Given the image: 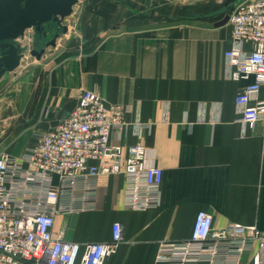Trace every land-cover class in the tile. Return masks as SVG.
Returning a JSON list of instances; mask_svg holds the SVG:
<instances>
[{"label": "crops", "instance_id": "0c3cea01", "mask_svg": "<svg viewBox=\"0 0 264 264\" xmlns=\"http://www.w3.org/2000/svg\"><path fill=\"white\" fill-rule=\"evenodd\" d=\"M241 1L85 0L77 33L60 38L55 62L9 82L0 96V152L22 156L83 90H93L129 108L121 142L144 144L163 170L158 208L125 209L124 177L113 175L101 180L95 209L57 216L55 234L82 245L106 242L120 222L123 241L104 264H161L159 243L188 239L200 210L215 227L264 232V121L243 132L235 100L245 81L228 77L225 58L230 14Z\"/></svg>", "mask_w": 264, "mask_h": 264}, {"label": "built area", "instance_id": "2783aa9c", "mask_svg": "<svg viewBox=\"0 0 264 264\" xmlns=\"http://www.w3.org/2000/svg\"><path fill=\"white\" fill-rule=\"evenodd\" d=\"M229 23L227 75L245 81L235 101L246 133L264 121V0L239 2ZM128 110L97 91L83 90L66 118L36 134L22 156L0 152V264H104L123 241L120 222L112 225L110 241L85 245L58 236L54 227L58 215L95 209L100 182L110 176L124 177L125 209L160 206L163 170L149 162L144 144L121 142ZM133 125L140 134L144 125L139 120ZM246 256L248 264H264V232L236 223L215 227L212 215L200 210L191 236L160 242L155 260L243 264Z\"/></svg>", "mask_w": 264, "mask_h": 264}, {"label": "water", "instance_id": "95a60500", "mask_svg": "<svg viewBox=\"0 0 264 264\" xmlns=\"http://www.w3.org/2000/svg\"><path fill=\"white\" fill-rule=\"evenodd\" d=\"M80 0H0V86L29 54L41 61L70 33ZM32 33L27 36V31Z\"/></svg>", "mask_w": 264, "mask_h": 264}, {"label": "rangeland", "instance_id": "374dc122", "mask_svg": "<svg viewBox=\"0 0 264 264\" xmlns=\"http://www.w3.org/2000/svg\"><path fill=\"white\" fill-rule=\"evenodd\" d=\"M171 2H172V0H171ZM84 3H85V0H80L79 4L76 5L74 8V14L71 18V26H70L71 34L68 35V38L71 35H72L71 37H73V35H75L77 33L76 30H77L78 26H76V25L78 24L79 19L81 17V14H82V11L84 8ZM31 33H32L31 30L27 31V36L30 35ZM59 40H58V42H59ZM60 42H61L60 43V47H61L60 53H57V54H59L60 57L57 56L56 61H59L60 59H62V57L64 56V54H63L64 50L67 49L69 46V39L62 40ZM56 50H57V48L53 49V50H48L46 52L45 57L41 61H36V59L34 57H32L28 52L26 54V56L24 57V59L22 60V64H21L20 68L18 69V71L15 74L14 73L11 74L10 78L7 80V82L0 87V96L2 97V95L6 94L8 92L7 88H12V87H10L12 85L11 83H9L10 81L16 82L19 79H23L25 81V80L29 79L28 77L30 74H33L37 71L39 72L42 70V68L48 69L50 64H53L55 62L54 53L57 52ZM3 88H5V89H3Z\"/></svg>", "mask_w": 264, "mask_h": 264}]
</instances>
